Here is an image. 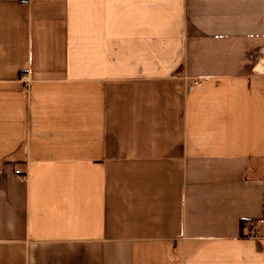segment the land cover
I'll return each mask as SVG.
<instances>
[{"label": "crops", "instance_id": "obj_1", "mask_svg": "<svg viewBox=\"0 0 264 264\" xmlns=\"http://www.w3.org/2000/svg\"><path fill=\"white\" fill-rule=\"evenodd\" d=\"M0 264H264V0H0Z\"/></svg>", "mask_w": 264, "mask_h": 264}, {"label": "built area", "instance_id": "obj_2", "mask_svg": "<svg viewBox=\"0 0 264 264\" xmlns=\"http://www.w3.org/2000/svg\"><path fill=\"white\" fill-rule=\"evenodd\" d=\"M194 82L197 83V80H195ZM16 173H17V174H22V175H23V176H22L23 178L26 177V174H25L24 172H22L20 169H16ZM245 225H247V226L250 227L248 233H249V234H252V229H251V227L254 225V222H253V221H248V222L245 223Z\"/></svg>", "mask_w": 264, "mask_h": 264}]
</instances>
